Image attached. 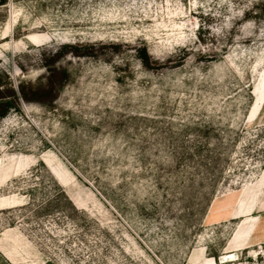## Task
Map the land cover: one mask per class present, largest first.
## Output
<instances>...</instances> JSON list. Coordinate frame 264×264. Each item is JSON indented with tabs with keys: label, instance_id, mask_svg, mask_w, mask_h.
I'll use <instances>...</instances> for the list:
<instances>
[{
	"label": "rangeland",
	"instance_id": "obj_1",
	"mask_svg": "<svg viewBox=\"0 0 264 264\" xmlns=\"http://www.w3.org/2000/svg\"><path fill=\"white\" fill-rule=\"evenodd\" d=\"M0 70V264H264V0H10Z\"/></svg>",
	"mask_w": 264,
	"mask_h": 264
},
{
	"label": "trees",
	"instance_id": "obj_2",
	"mask_svg": "<svg viewBox=\"0 0 264 264\" xmlns=\"http://www.w3.org/2000/svg\"><path fill=\"white\" fill-rule=\"evenodd\" d=\"M9 1L10 0H0V7L7 5ZM140 51H143V53L140 54V58L142 62L148 66L150 58L146 48H143ZM49 86L51 87H49V89L46 90L53 91L54 87L52 86V84ZM21 99L27 102L39 101L36 100L38 98H29L27 96L26 85L23 82L14 85L11 81L9 74H7V72H5L4 70H0V119L5 117L12 109L18 108Z\"/></svg>",
	"mask_w": 264,
	"mask_h": 264
}]
</instances>
